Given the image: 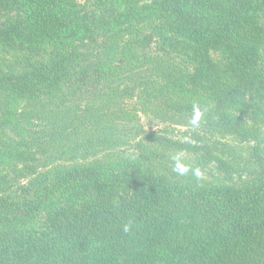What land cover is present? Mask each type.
Listing matches in <instances>:
<instances>
[{
  "label": "trees",
  "instance_id": "16d2710c",
  "mask_svg": "<svg viewBox=\"0 0 264 264\" xmlns=\"http://www.w3.org/2000/svg\"><path fill=\"white\" fill-rule=\"evenodd\" d=\"M0 54V264H264L263 149L241 189L182 155L264 139V0H0Z\"/></svg>",
  "mask_w": 264,
  "mask_h": 264
},
{
  "label": "rangeland",
  "instance_id": "374dc122",
  "mask_svg": "<svg viewBox=\"0 0 264 264\" xmlns=\"http://www.w3.org/2000/svg\"><path fill=\"white\" fill-rule=\"evenodd\" d=\"M14 71L16 74L19 73L20 67ZM26 104L27 100L24 99L16 102L17 108L20 109ZM139 117L142 119L144 129L149 133H160V135L179 141L182 144H196L193 135H200L201 133L200 129L197 130V126H195L198 124L193 122L189 125H178V119H168L167 116L159 118L151 112L141 113ZM8 134L12 138L15 137L11 130L4 128L2 132L0 129V136ZM219 135V137L215 136L213 140H217L221 144L218 146V151L215 152L221 163L204 160L203 150H199L197 153H182L184 167L189 168V174L202 184H209L223 189H241L247 183L258 180L262 175V170L258 167L256 155L257 149L261 147L264 157V139H257V141L242 139V141L234 135ZM260 140L263 142L260 143ZM223 148L224 150L221 151Z\"/></svg>",
  "mask_w": 264,
  "mask_h": 264
},
{
  "label": "clouds",
  "instance_id": "9594fccd",
  "mask_svg": "<svg viewBox=\"0 0 264 264\" xmlns=\"http://www.w3.org/2000/svg\"><path fill=\"white\" fill-rule=\"evenodd\" d=\"M129 228H130V225H125V226H124V230H125V231H128Z\"/></svg>",
  "mask_w": 264,
  "mask_h": 264
}]
</instances>
